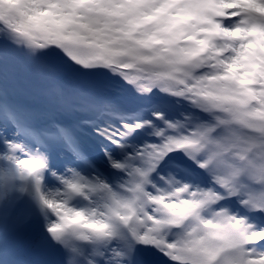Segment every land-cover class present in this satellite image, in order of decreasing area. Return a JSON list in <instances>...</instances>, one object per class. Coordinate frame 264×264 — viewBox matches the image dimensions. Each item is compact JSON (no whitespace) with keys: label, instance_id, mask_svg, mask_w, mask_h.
Wrapping results in <instances>:
<instances>
[{"label":"snow or ice","instance_id":"snow-or-ice-1","mask_svg":"<svg viewBox=\"0 0 264 264\" xmlns=\"http://www.w3.org/2000/svg\"><path fill=\"white\" fill-rule=\"evenodd\" d=\"M0 264H264V0H0Z\"/></svg>","mask_w":264,"mask_h":264}]
</instances>
